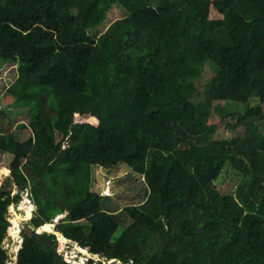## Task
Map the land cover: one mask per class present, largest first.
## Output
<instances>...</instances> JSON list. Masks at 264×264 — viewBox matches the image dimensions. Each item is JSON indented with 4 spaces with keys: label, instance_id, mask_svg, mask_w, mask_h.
<instances>
[{
    "label": "trees",
    "instance_id": "trees-1",
    "mask_svg": "<svg viewBox=\"0 0 264 264\" xmlns=\"http://www.w3.org/2000/svg\"><path fill=\"white\" fill-rule=\"evenodd\" d=\"M114 4L128 14L93 37ZM0 59L18 64L9 91L30 112L21 134L0 129V159L14 156L0 166V264L23 192L37 210L18 264H72L59 236L100 264H264V0H0ZM120 163L149 194L119 234L91 184L94 166ZM230 168L235 195L217 187ZM49 223L59 236L38 232Z\"/></svg>",
    "mask_w": 264,
    "mask_h": 264
},
{
    "label": "rangeland",
    "instance_id": "rangeland-1",
    "mask_svg": "<svg viewBox=\"0 0 264 264\" xmlns=\"http://www.w3.org/2000/svg\"><path fill=\"white\" fill-rule=\"evenodd\" d=\"M128 12L120 4H114L111 10L108 12L107 18L105 19L103 25L98 28L91 30V35L98 38L107 28L117 19L126 16ZM210 17L212 19H220L223 16L217 11L212 10ZM214 72L211 67L206 69V73L201 77L198 82L199 93L195 97V100L200 101L204 98V88L207 81L211 79ZM19 77V66L17 63L7 62L0 59V112L4 118L3 124H1L0 129L3 132L13 131L21 134L22 131L19 130L18 126L21 124H28L30 121V112L28 108L20 107L15 102V97L10 93L9 88L16 82ZM221 104L226 105L229 108H234L229 102H221ZM253 106L260 104L258 98H253L251 100ZM244 128L241 127L237 131L225 130L220 131L217 135L221 138H230L237 135L238 132L243 131ZM20 136V135H18ZM28 136H22L21 139H27ZM0 166L7 162L10 163L14 156L9 153L1 155ZM4 160V161H3ZM242 170L238 168H230L228 172L223 173L218 182L217 187L224 192L232 193L235 195L238 183L242 177ZM1 178V173H0ZM144 176L137 174L131 170L126 163H120L114 169H105L101 166H94L92 168V184L91 190L99 192L105 195L107 198L106 206L115 213H118L121 217V226L119 234L121 231L130 224L131 218L126 213L125 208L128 205L142 204L148 197V190L144 183ZM110 187V191H106ZM14 194H18L19 190L15 189ZM30 198L27 192L22 193V199L18 203H12L9 208L8 219L11 222V233L6 237L4 243L5 247L9 252V264H18L19 253L24 244V238L22 231L30 222L37 210V205L34 201L29 199V202L33 205L32 215L28 216L25 209H21V203L25 198ZM20 203V204H19ZM81 224L86 228V232L89 234L91 232V227L87 225L86 222H81ZM48 231L50 233H56L55 223L47 224L38 229V232ZM67 239V238H66ZM20 240V241H19ZM59 241L64 245L66 249L65 257L78 264L77 261L85 262L88 264L89 259L95 258V264H100L102 260L99 256L93 255L87 250L83 249L79 244L72 242L67 239L64 240L60 237ZM18 245V246H17ZM115 260L103 261L101 264H109ZM115 264H123L122 262H115Z\"/></svg>",
    "mask_w": 264,
    "mask_h": 264
},
{
    "label": "bare ground",
    "instance_id": "bare-ground-1",
    "mask_svg": "<svg viewBox=\"0 0 264 264\" xmlns=\"http://www.w3.org/2000/svg\"><path fill=\"white\" fill-rule=\"evenodd\" d=\"M20 204V203H19ZM33 205L29 202V199L26 197L21 203V209H25L28 216L32 215ZM20 241V240H19ZM18 246V245H17Z\"/></svg>",
    "mask_w": 264,
    "mask_h": 264
},
{
    "label": "built area",
    "instance_id": "built-area-1",
    "mask_svg": "<svg viewBox=\"0 0 264 264\" xmlns=\"http://www.w3.org/2000/svg\"><path fill=\"white\" fill-rule=\"evenodd\" d=\"M5 244V243H4ZM94 258H96V257H94ZM90 260V259H89ZM110 260H112V259H110ZM110 260H108V261H110ZM113 260H115L114 262H112V263H109V264H115V262L117 261V262H121L120 260H117V259H113ZM78 262V264H87V263H85V262H82L81 263V261L79 262V261H77ZM72 263L73 264H75L73 261H72ZM88 263H89V261H88Z\"/></svg>",
    "mask_w": 264,
    "mask_h": 264
},
{
    "label": "clouds",
    "instance_id": "clouds-1",
    "mask_svg": "<svg viewBox=\"0 0 264 264\" xmlns=\"http://www.w3.org/2000/svg\"><path fill=\"white\" fill-rule=\"evenodd\" d=\"M29 199H30V198H29ZM30 200H31V199H30ZM46 225H47V224H46ZM43 227H44V226H43ZM58 233H59V232H56L57 235H58ZM58 236H59V235H58ZM59 239H60V236H59ZM66 260L72 263V261L68 260L67 258H66ZM72 264H73V263H72Z\"/></svg>",
    "mask_w": 264,
    "mask_h": 264
},
{
    "label": "water",
    "instance_id": "water-1",
    "mask_svg": "<svg viewBox=\"0 0 264 264\" xmlns=\"http://www.w3.org/2000/svg\"><path fill=\"white\" fill-rule=\"evenodd\" d=\"M55 227H56V224H55Z\"/></svg>",
    "mask_w": 264,
    "mask_h": 264
}]
</instances>
